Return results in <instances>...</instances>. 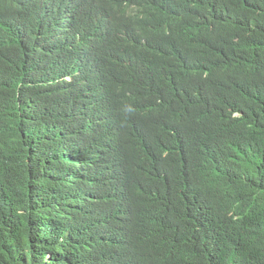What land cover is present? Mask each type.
Returning a JSON list of instances; mask_svg holds the SVG:
<instances>
[{
	"label": "clouds",
	"instance_id": "obj_1",
	"mask_svg": "<svg viewBox=\"0 0 264 264\" xmlns=\"http://www.w3.org/2000/svg\"><path fill=\"white\" fill-rule=\"evenodd\" d=\"M89 1L37 0L41 15L51 22L50 28L41 33L30 31L27 40L19 39L26 29L12 27L8 31L0 83L17 87V98L22 87L33 86L34 95L20 105L10 104L0 116L19 128L16 156L40 169V178L35 179L36 193L44 191L46 181L62 182V177L49 170L53 162L67 167V178L78 189V201L88 209L81 231L103 243L117 264H152L155 251L171 261L178 260L186 249L176 239L168 241L163 250L158 248L161 235L156 211L162 202L179 204L182 188L157 186L156 193L151 194L152 183L140 177L146 159L135 137L141 136L146 127H159L150 110L140 106V90L133 104L114 103L108 85L118 61L137 62L157 94L158 104H172V112L183 118L210 116L213 105H203L200 97L214 94L220 69L202 54L185 52L166 40L170 31L188 33L171 30L172 17L196 0H176L175 4L170 0H136L124 11L100 21L84 18ZM198 1L207 9L198 15L195 11L191 19L194 27L208 29L207 38L219 56L239 55L256 30L254 26L239 19H224L216 3L219 0ZM11 6L14 8V3ZM13 13L15 9L4 14L6 23V17ZM169 65L174 67L171 79L167 76ZM241 72L247 82L246 104L264 110V50L250 51L242 61ZM178 87L183 91H176ZM241 116L232 109L222 111L226 121ZM174 126V133L186 143L194 130L176 120ZM40 158L44 159L39 162ZM107 163L117 169L125 167L133 179L142 182L141 190L132 194L98 193L95 186L105 184L110 175L100 168ZM97 174L103 180L95 178ZM239 263L240 256L231 253L228 264Z\"/></svg>",
	"mask_w": 264,
	"mask_h": 264
},
{
	"label": "trees",
	"instance_id": "obj_2",
	"mask_svg": "<svg viewBox=\"0 0 264 264\" xmlns=\"http://www.w3.org/2000/svg\"><path fill=\"white\" fill-rule=\"evenodd\" d=\"M7 1L0 2V62L12 27L26 29L19 39L27 40L31 38L30 31L41 33L51 25L41 15L37 0ZM134 1L90 0L84 18L100 21L124 11ZM216 3L224 19H239L256 29L239 55L219 56L207 38L208 29L194 27L191 19L195 11L198 15L207 9L198 0L172 17L171 30L188 33L170 31L166 39L218 65L220 76L214 94L200 97L203 105H213L210 116L183 118L172 112V104H158L157 94L137 62L118 61L108 85L114 103L133 104L140 90V106L150 110L159 127H146L141 136L135 137L146 159L140 177L152 183L151 194L156 193L157 186L182 188L179 204L162 202L156 218L161 235L158 248L163 250L168 241L176 239L185 246V255L171 261L155 251L152 264H228L231 253L236 258L240 256L239 264H264V110L246 104L247 82L241 72L242 61L250 51L264 50V0ZM14 9L6 23L4 14ZM27 9L29 12L24 13ZM173 70V65L167 67L169 79ZM33 89L20 88L21 96L17 98V87L0 83V111L33 97ZM176 91L182 92L183 88ZM225 108L239 111L242 116L226 121L222 118ZM175 120L194 130L186 143L174 133ZM18 132L12 120L0 116V264H117L103 243L81 231L88 209L78 201V189L67 178L64 164L53 162L49 169L62 177L61 183L46 181L44 191L35 192L40 169L16 156ZM100 168L110 174L105 184L95 186L100 194H132L143 187L125 167L117 169L107 163ZM71 177L74 180V175ZM95 178L103 180L100 174ZM135 236L140 237V233Z\"/></svg>",
	"mask_w": 264,
	"mask_h": 264
}]
</instances>
